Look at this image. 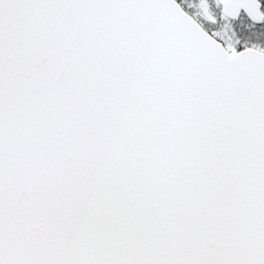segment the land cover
<instances>
[{
    "label": "snow or ice",
    "instance_id": "1",
    "mask_svg": "<svg viewBox=\"0 0 264 264\" xmlns=\"http://www.w3.org/2000/svg\"><path fill=\"white\" fill-rule=\"evenodd\" d=\"M0 264H264V0H0Z\"/></svg>",
    "mask_w": 264,
    "mask_h": 264
}]
</instances>
